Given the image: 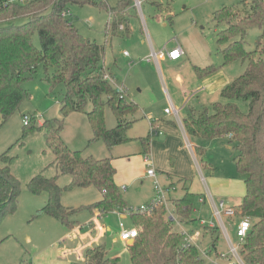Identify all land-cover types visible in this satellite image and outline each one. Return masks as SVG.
Masks as SVG:
<instances>
[{
    "label": "rangeland",
    "instance_id": "rangeland-1",
    "mask_svg": "<svg viewBox=\"0 0 264 264\" xmlns=\"http://www.w3.org/2000/svg\"><path fill=\"white\" fill-rule=\"evenodd\" d=\"M134 1L125 7L123 15L120 14L128 17L129 32L123 31L122 25L118 27L116 33L107 30L110 19L109 9L117 6L120 0H109L106 3L100 0L96 3H70L67 11V17L79 32L101 45L102 50L105 49L104 63L106 69L115 78L114 86L123 87L127 97L140 106V110L134 116L137 121L127 132L130 139L112 147H109L103 139L91 141L94 132L88 116L78 111L71 112L65 118L62 131L63 140L72 150H81L84 155L98 159L115 158L118 165L115 167L118 169L117 173L119 172V184H117L128 207L133 208L147 203L154 194L153 181L146 177L149 167L145 163L146 153L141 138L151 135V138L155 137L160 143L169 144L171 147L169 162L170 165H174L176 173L190 169L186 157L179 153L177 134L174 125L171 126L169 122L176 123L180 133L178 139L184 138L182 126L176 116L166 113L165 109L182 107L187 96L204 85V79L195 70L196 65L215 66L216 70L207 77L205 83L208 85V90L196 94L197 96L192 97L191 102L183 108L180 113L182 122L190 108L200 110L207 106L211 110L213 103L226 102L221 96V90L244 73L246 62L235 60L228 64L224 63V57L219 51L217 33L225 27V24L218 25L214 20V14L225 6L240 8L242 12L249 9V4L243 5L242 0H144L140 8ZM170 16L172 17L169 18ZM261 33L262 30L258 28L249 30L245 42L248 50L255 49ZM149 37L153 39L157 50L160 49L159 41L168 37H178L186 52L180 63L185 62V65L169 68L162 61L159 65L154 58L150 57L148 60L147 57L151 54ZM34 40L40 46L37 34ZM175 44L172 43L170 47H174ZM125 52L129 55H125ZM44 77L45 70L41 65L36 75L24 82L28 97L0 127V157L5 152L8 153L11 158L9 165L12 173L21 185L17 209L12 213L8 212L0 222V264H20L23 261L40 264V260L46 256L50 260L53 259V263L56 264L57 249H69L89 233L92 237H96L101 230L103 232L101 241L93 245L105 243L109 254L119 257L118 264H132L127 243L119 238V224L123 221L131 228L134 225L133 218L130 215L121 218L118 210L100 217L97 216V212L93 214L89 206L103 197L102 191L97 187L75 186L62 193V204L77 210L72 215V219L76 221L74 228H69L50 215H37V211L48 202L49 194L46 191L34 193L29 189L28 183L34 176L43 174L47 178L57 177V183L61 187L69 185L72 181L69 174H60L56 166L52 165L54 153L47 143V130L44 127L45 121L62 118L60 103L66 88L63 84H59L51 91ZM239 104L244 111L248 109L246 102L239 101ZM87 110H91V104L87 106ZM24 115L34 119L33 124L36 129L32 130V126H24ZM105 119L107 128L116 127L117 118L109 106L105 107ZM153 121L158 124L159 128L154 130L158 135L152 133ZM167 125L172 129H168ZM165 134L168 135V140H161V135ZM189 140L206 150L203 159L208 163L211 162L215 168V172L212 173L210 169L201 166V171L196 169L195 174L191 173L190 169L189 182L193 184L195 189L193 192L198 194L193 209V217L199 219L198 225L201 218H209L208 211L213 209L211 196L217 203L223 199L226 206H232L239 204L246 189L243 179L237 176L233 159L235 155L228 140L223 137L204 139L190 135ZM153 154L162 160L166 158V153L157 146L154 147ZM197 157L200 162L202 158L198 155ZM129 158L131 161H127ZM157 170L159 180L164 185L169 176L167 172ZM177 185V192H171L168 196L171 194L179 196L182 191L178 182ZM203 193L208 198L205 205L200 202V195ZM168 210L169 213H175L172 202L168 203ZM91 219H94L95 225L81 227ZM240 219L235 215L224 216L234 243H238L236 225L241 221ZM212 220L218 223L215 216H212ZM182 226L189 227L185 224ZM219 228L220 232L216 234L219 237L218 250H222L220 253H227L228 241L224 230L220 226ZM74 229L78 230L80 236L77 240L69 237ZM174 229L180 231L181 228L175 223ZM202 230V235L203 232L205 233L202 246L208 247L212 236L203 228ZM62 231L65 234L61 237ZM133 242L129 241L128 245ZM81 252L83 254L84 250ZM212 256H215V250L212 251ZM73 257H62L59 260L63 263L57 264H84L75 262Z\"/></svg>",
    "mask_w": 264,
    "mask_h": 264
},
{
    "label": "trees",
    "instance_id": "trees-1",
    "mask_svg": "<svg viewBox=\"0 0 264 264\" xmlns=\"http://www.w3.org/2000/svg\"><path fill=\"white\" fill-rule=\"evenodd\" d=\"M133 0H120L109 9L110 19L107 30L115 33L120 25L125 32L130 31L128 17L124 9ZM249 9H233L225 6L214 14L216 23L225 24L217 33L219 51L224 63L235 60L246 62L243 74L229 82L221 90L226 102L217 101L211 110L204 106L200 110L190 108L183 118V126L188 135L211 139L226 137L234 152L235 168L238 178L245 183L242 202L234 206L235 216L246 218L251 227L240 244L239 253L245 264H264V0H242ZM96 0H0V127L15 113L28 97L24 82L36 75L42 65L44 80L51 91L63 84L66 92L60 103L61 119L45 121L47 143L54 153L52 165L60 174H69L72 181L65 187L59 186L57 177L47 178L43 174L34 176L28 183L34 193L46 191L48 202L37 211V215L47 214L69 228L76 221L72 215L76 209L62 204V193L75 186H95L103 197L90 205L101 215L127 208L122 190L115 180L117 172L112 157L102 159L84 155L81 150H72L62 137L65 118L71 112L86 113L92 126L94 137L103 139L109 147L125 143L130 138L128 130L137 121L134 118L140 110L135 101L121 93L114 84L106 79L110 72L104 64L105 49L97 42L85 37L67 17L70 3L84 4ZM94 3V4H95ZM106 3V2H103ZM22 22L19 23V21ZM251 28L262 30L256 47L246 48L245 42ZM38 35L40 46L35 43ZM104 56V57H103ZM201 77L215 72V66H195ZM114 77L112 74H110ZM239 101L246 102L244 111ZM91 104V110L87 106ZM188 105V104H187ZM109 106L117 125L107 128L105 107ZM34 119L24 126L36 129ZM151 135L141 138L145 153H149ZM205 149L196 147L202 158L201 166H211L204 160ZM0 222L8 212H14L19 203L21 185L13 175L9 163L11 158L5 152L0 157ZM172 186V185H171ZM181 197L172 198L176 220L169 217L166 205H159L151 213H134L133 223L139 227L140 234L133 244L127 245L132 264H209L200 248L218 250L219 226L210 227L198 223L193 217L196 193L185 187ZM36 215V216H37ZM177 220L189 226L194 233L202 228L210 233L212 241L208 247L200 248L195 244L184 246L185 235L174 229ZM240 222V221H239ZM238 222V223H239ZM227 224V223H226ZM238 225V224H237ZM236 225V227H237ZM228 227V226H227ZM203 231V230H202ZM1 243V241H0ZM84 264H118L119 257L111 256L105 243L90 246L84 252ZM20 264H30L23 261Z\"/></svg>",
    "mask_w": 264,
    "mask_h": 264
},
{
    "label": "built area",
    "instance_id": "built-area-1",
    "mask_svg": "<svg viewBox=\"0 0 264 264\" xmlns=\"http://www.w3.org/2000/svg\"><path fill=\"white\" fill-rule=\"evenodd\" d=\"M98 1V0H96ZM101 2H108L109 0H100ZM135 5L138 6L139 8L141 7L142 3L144 2V0H135ZM123 28V25H122ZM167 55L171 60H178L182 57V55L184 54L182 47L180 46V44L176 45L175 47H173L172 49L168 50L166 53L164 51H160L157 52L155 50H152L151 54L149 55V57H147L148 60H150L151 58H154L156 62L159 61V58ZM125 55H129L128 52H125ZM106 79H108L109 81H111L113 84H115V78L112 77L109 73H107L105 75ZM117 89L125 94L126 91H124L123 87H117ZM165 112L169 113V114H173L176 116L177 120L182 123L181 117H180V110L178 108H174L173 110L170 109H165ZM24 123L28 124L31 120V117L29 115H24ZM145 162L147 163V165L149 166V168L147 169V176L151 177L153 179V186H154V190L156 192L155 197L148 203L145 204H141L138 207H127L125 209H123L122 211H118L120 212L121 217L127 216V215H133L134 213H151L152 211H154L159 205H166V208L168 210V203L170 201V198L168 196V194H170L171 191L175 190V187L172 185L170 186H165L163 185L158 177V172L156 170V168L153 166L152 164V158L150 156V153H147L145 156ZM201 201H204V199H201ZM235 214V210L234 208L230 207V206H226L224 200H221L219 202V204H215L213 205V210H212V216H215L218 219V223H216L214 220L212 219H204V220H200L201 224L203 225H209L210 227H215V226H219L224 230V233L226 235V237L229 236V230L228 227L225 224L224 221V216H233ZM170 217L173 220H176V217L173 213H169ZM175 217V218H174ZM94 223V222H93ZM92 222L86 224L88 226H91V224H93ZM177 224L180 226V231L182 234L185 235V239L186 242L184 243V246H188L190 244H195L197 245L199 248V241L201 240V238L203 239V235H202V231L200 229L196 230L194 233H190L185 227H183L181 225V223L179 221H177ZM82 228L85 227L84 225L81 226ZM251 227V222L244 218L240 221L238 227H237V237H238V243H234L231 238L227 239L228 241V245H229V251L227 253H220V255L218 256H212V252L210 251V249L206 250V249H202L201 253L202 255H204L209 264H244L241 255L239 253V248H240V244L243 241V239L245 238V236L247 235L249 229ZM119 238L124 241V242H129L131 240H134L139 234V227L133 226V227H127L123 221H120L119 224ZM70 238H78L79 237V233L78 230L74 229L73 232L69 235ZM90 247V243L89 242H85L82 244V249L86 250ZM62 257H67L71 254H74L75 256V260L78 263H84L85 262V256L84 253L82 254L81 251H70V250H62L60 252Z\"/></svg>",
    "mask_w": 264,
    "mask_h": 264
},
{
    "label": "crops",
    "instance_id": "crops-1",
    "mask_svg": "<svg viewBox=\"0 0 264 264\" xmlns=\"http://www.w3.org/2000/svg\"><path fill=\"white\" fill-rule=\"evenodd\" d=\"M172 16H170L169 18H171ZM123 31H124V29H123ZM116 33V32H115ZM149 41H150V45H151V52H152V50H155V51H157V52H160V51H164L165 53L168 51V50H170V49H172L173 47H170V45L172 44V43H176L175 45H174V47L176 46V45H178V44H180V46L182 47V50H183V52H184V54L182 55V57L180 58V59H178V60H171L166 54L164 55V56H162V57H160L159 58V61L157 62V63H159L160 61H162V62H164L166 65H168V67L169 68H173V67H182V66H184L185 65V62H182V63H180V60H182L183 59V57L186 55V52H185V50H184V48H183V46H182V43L180 42V40H179V38L178 37H173V38H171V37H168V38H166V39H164V40H161V41H159V46H160V49L159 50H157L155 47V43H154V41H153V39H151L150 37H149ZM170 47V48H169ZM180 63V64H179ZM105 64V63H104ZM159 65H160V63H159ZM172 65H174V66H172ZM161 69V68H160ZM162 71V70H161ZM110 72V71H109ZM110 74H112L111 72H110ZM207 77L208 76H205V77H202V79H204V81L206 82V80H208L207 79ZM204 82V85H202V86H200V87H198L195 91H193L189 96H187V98L185 99V102H184V105L182 106V107H180V108H178L179 110H180V113L182 112V110H183V108L185 107V106H187V104H189L190 102H191V98L192 97H194L196 94L197 95H199V93H201V92H204V91H206V90H208V85L206 84ZM196 95V96H197ZM167 113V112H166ZM169 114V113H168ZM170 115H173V114H170ZM182 120V119H181ZM179 122V121H178ZM180 123V122H179ZM169 124L172 126V125H174V131H175V134H177V140H178V143H179V146H180V148H179V153L181 154V155H183V156H185L186 157V161L188 162V165H189V168L191 169V173H193V174H195L196 173V169H198L199 171H201V164H200V162H199V159H198V157H197V153H196V147H198V146H201V145H194V144H192L191 142H190V140H189V135L187 134V132L185 131V129H184V126H183V123H180L181 124V126H182V132H183V135H184V138L182 137L181 139L179 138L178 139V136H179V130H178V127L176 126V123L174 122V121H170L169 122ZM133 126V125H132ZM171 126H169V125H167L166 127L168 128V129H172L171 128ZM151 127H152V133L153 134H157V131L155 132L154 130H156V129H158L159 127H158V124H157V122L156 121H153L152 122V124H151ZM158 135V134H157ZM182 136V135H181ZM168 135H161V140H168ZM223 138H225L226 140H227V138L226 137H223ZM183 142H184V144H183ZM155 146H157V147H160V148H162V150L166 153V158H164V160H162V159H160L156 154L154 155L153 154V150H154V147ZM231 147V146H230ZM143 148H144V146H143ZM170 149H171V147L169 146V144H162V143H160L155 137H152V138H150V145H149V153H150V156H151V158H152V163H153V165L154 166H156V168L157 169H159V170H161V171H165V172H167V174H168V181L166 182V183H164V185L165 186H170V185H173L174 187H175V190H173V191H171V192H177V190H178V185H177V182L179 183V185H180V187H181V193L179 194V196L177 195V196H175V195H173L172 196V194L171 195H169V198L170 199H172V198H178V197H181L183 194H184V192H185V189H184V186L185 187H188V189H189V191L190 192H193L195 189L193 188V184H192V182L190 183L189 182V176L191 175V173H190V169H188V171H181V173H176V171H175V168H174V165L172 166V165H170V162H169V158H170V153H169V151H170ZM113 158V164H114V166H116V167H118V165L116 164V160H115V158L114 157H112ZM127 161H131V158H129V159H127ZM146 163V162H145ZM211 163V162H210ZM204 167V166H203ZM206 168H208V169H210L211 170V172L212 173H214L215 172V168H214V165L211 163V166H205ZM117 169V168H116ZM156 169V170H157ZM117 171H118V169H117ZM158 171V170H157ZM175 171V172H174ZM236 173H237V171H236ZM201 174H202V172H201ZM237 176H238V174H237ZM146 177L147 178H149V179H151L152 181H153V179L151 178V177H148L147 176V171H146ZM158 177H159V175H158ZM176 177V178H175ZM118 178H119V172L117 173L116 172V174H115V180H116V182L118 183ZM202 178H203V180H205V177H204V175L202 174ZM211 181H213L212 180V178H211ZM165 182V181H164ZM229 182V181H228ZM212 183V182H211ZM119 184V183H118ZM153 189H154V186H153ZM170 192V193H171ZM193 193H195V192H193ZM244 194H245V192H244ZM155 195H156V193H155V190H154V194L152 195V197L149 199V201L148 202H150L154 197H155ZM201 199H204V201H201ZM242 199H243V195H242V197H241V199H240V202H239V204L242 202ZM207 200H208V198H207V195L205 194V193H203V194H201L200 195V202L203 204V205H205L206 203H207ZM211 200H212V204L214 205V203L215 204H219V203H217L215 200H214V198L211 196ZM221 200H223V199H221ZM147 202V203H148ZM170 203H171V201H169ZM226 203V202H225ZM239 204H237V205H239ZM227 206H231V205H227ZM234 206H236V205H232L231 207H234ZM213 210V209H212ZM212 210H209L208 211V219L207 220H209V219H212ZM92 212H93V214L95 213V212H97L96 214H97V216L98 217H100V216H105V215H107V214H104V215H101L100 214V212L99 211H97V210H91ZM109 214V213H108ZM121 218H126V216H124V217H121ZM206 219V218H205ZM201 220H204V218H201ZM90 222H94V219H91L89 222H86L85 224H82V225H86V224H88V223H90ZM134 224V223H133ZM93 225H95L94 223L93 224H91V226H93ZM97 225V224H96ZM133 226H135V225H133ZM97 227L99 228V230H101V227H99L98 225H97ZM65 233L62 231V235H61V237L64 235ZM103 237V232H102V230H101V233H99L96 237H92L91 236V233H89L88 235H86V237L85 238H83V239H81V241L78 243V244H76V245H72V246H70L69 247V249H57L55 252L56 253H58L57 254V256H56V259H55V262H56V264L57 263H63L62 261H60L61 259L60 258H62V256H61V254H60V252L62 251V250H70V251H82V250H84V249H82V244L83 243H85V242H89L90 243V246H92L94 243H96V242H100L101 241V238ZM78 238H80V236L78 237ZM78 238H71V239H78ZM80 240V239H79ZM121 240V239H120ZM127 243V245H128V242H126ZM47 248H51V247H49V246H47ZM222 250H220L219 252H221ZM84 252H85V250H84ZM59 256V257H58ZM74 256V254H71V255H69V256H67V257H73ZM66 257V258H67ZM60 259V260H59ZM73 259H74V261L75 262H77L76 260H75V256L73 257ZM40 264H54L53 263V259H49L47 256L45 257V258H43V259H41L40 260Z\"/></svg>",
    "mask_w": 264,
    "mask_h": 264
},
{
    "label": "bare ground",
    "instance_id": "bare-ground-1",
    "mask_svg": "<svg viewBox=\"0 0 264 264\" xmlns=\"http://www.w3.org/2000/svg\"><path fill=\"white\" fill-rule=\"evenodd\" d=\"M149 167V166H148ZM226 205V204H225ZM231 207V206H230ZM232 208H234V207H232ZM234 210H235V208H234ZM240 223V222H239ZM239 223H238V225H239ZM225 224H226V222H225ZM238 225H237V227H238ZM226 226H228L227 224H226ZM237 227H236V231H237ZM236 236H237V234H236ZM227 239H230L231 237H230V235L228 236V237H226ZM238 238V237H237ZM239 240V239H238ZM245 264V263H244Z\"/></svg>",
    "mask_w": 264,
    "mask_h": 264
},
{
    "label": "water",
    "instance_id": "water-1",
    "mask_svg": "<svg viewBox=\"0 0 264 264\" xmlns=\"http://www.w3.org/2000/svg\"><path fill=\"white\" fill-rule=\"evenodd\" d=\"M133 242V240L132 241H130V243H132ZM128 244H129V242H128Z\"/></svg>",
    "mask_w": 264,
    "mask_h": 264
}]
</instances>
